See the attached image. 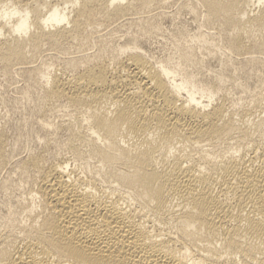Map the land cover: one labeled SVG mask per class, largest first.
<instances>
[{
    "label": "bare ground",
    "instance_id": "obj_1",
    "mask_svg": "<svg viewBox=\"0 0 264 264\" xmlns=\"http://www.w3.org/2000/svg\"><path fill=\"white\" fill-rule=\"evenodd\" d=\"M173 5L194 26L162 57L143 54ZM121 22L141 31L115 42ZM45 50L66 57L51 78L34 66ZM263 57L264 0H0V67L50 85L37 112L69 110L67 150L90 168L17 160L37 170L44 214L0 229V264H264V120L241 124L262 78L240 119L220 97L237 66L251 90ZM8 144L0 134V167Z\"/></svg>",
    "mask_w": 264,
    "mask_h": 264
},
{
    "label": "rangeland",
    "instance_id": "obj_2",
    "mask_svg": "<svg viewBox=\"0 0 264 264\" xmlns=\"http://www.w3.org/2000/svg\"><path fill=\"white\" fill-rule=\"evenodd\" d=\"M167 12L173 16V21H164L162 25V34L144 42L143 54L160 58L164 54L171 52L174 47L173 37L177 32L176 28L178 26L180 28L182 22L191 23L189 15L175 14L176 6L174 5L168 7ZM125 24L126 22H121L119 25L120 29H118V25H115L117 28H114L118 31H115L117 33H114V35L119 37L115 42H123L121 38L124 37L125 34L133 36L132 34L135 33L138 35V31H141V27L139 28L138 24L137 26L136 24H130L131 26ZM193 26L188 28L191 30ZM114 38L116 37L114 36ZM60 57L59 54L57 55L53 51L45 50L41 57L36 59L37 61L34 62V66H43L42 64H44V74L51 78L52 73H61L63 70L61 68L65 67L63 63L66 57ZM211 65L213 68H216L218 63L213 61ZM3 71V68L0 67V134L3 135L9 143L5 149V153L8 158L7 161H9L8 163H11L4 164V166L2 165L0 167V229H4L10 224H13V231L15 234H18L22 227L38 223L44 214V210L42 208V199L35 194L38 185L37 182L39 180L37 170L29 168L26 174H22L20 168L15 165L17 160H23L32 154L42 155L49 161H58L65 158L70 162V169H73V171L74 168L75 170L77 169L76 172H82V176H89L90 172L88 173V171H90V168H88L87 164L84 165L82 161L75 160L72 154L70 155V151L67 150L68 147L66 145L69 142V133L65 128V124H67L68 120L71 118L69 110H58V114L55 113L48 118H45L42 113L41 115L37 112L38 110L36 107L39 102L46 97L45 90L50 85L44 83L46 85L45 87L43 81L40 84L39 81L37 82V80L35 81V79H31L30 77L31 81H29V78L27 79V74L23 73L18 75L15 73L17 76L14 74L13 77L15 78L11 77V79H9L10 76L6 77L7 75ZM228 77L224 89L220 93V97L227 101L229 104L228 107H231L230 110H233L232 112L237 119H240L239 114L241 112L247 111L253 107L250 92L255 89V86L259 85L256 83L258 77L262 78L261 84L264 85V73H262L261 70H254L252 72V78L248 81L251 90L248 92H245L235 85L236 83L245 81V73L240 70L239 66H237V72ZM180 78L182 77H178V79ZM248 79L249 76L247 75L246 81ZM29 82L32 83L29 84ZM34 82H37L36 86ZM38 83L42 85L41 88ZM31 84L34 88H32L33 90L30 87ZM27 87H30V89ZM43 87L46 89L44 90ZM261 92L264 97V89L261 90ZM183 96L187 97V94L184 92ZM198 97L201 98V96ZM202 101H208V99L203 98ZM258 108V110L256 109L257 112L255 111V114H252L253 116H248L245 118V122L241 124L251 126L263 121L264 99ZM43 121H48V124L53 125L52 129L54 131H51L52 129L49 132L42 130L39 124L42 125ZM77 162L81 165L83 164L82 166L85 167L82 168L79 164L80 167L78 168L79 165H77ZM92 163L94 165V161H91V164Z\"/></svg>",
    "mask_w": 264,
    "mask_h": 264
}]
</instances>
